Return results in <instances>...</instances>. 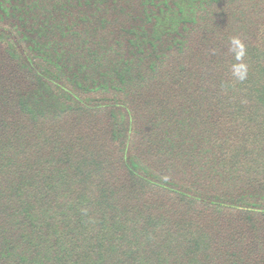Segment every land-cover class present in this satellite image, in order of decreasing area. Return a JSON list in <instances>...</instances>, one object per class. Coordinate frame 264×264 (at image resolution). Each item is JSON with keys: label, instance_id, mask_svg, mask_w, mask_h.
Returning <instances> with one entry per match:
<instances>
[{"label": "trees", "instance_id": "obj_1", "mask_svg": "<svg viewBox=\"0 0 264 264\" xmlns=\"http://www.w3.org/2000/svg\"><path fill=\"white\" fill-rule=\"evenodd\" d=\"M0 264H264V0H0Z\"/></svg>", "mask_w": 264, "mask_h": 264}, {"label": "clouds", "instance_id": "obj_2", "mask_svg": "<svg viewBox=\"0 0 264 264\" xmlns=\"http://www.w3.org/2000/svg\"><path fill=\"white\" fill-rule=\"evenodd\" d=\"M229 52L232 53L236 61H242L246 55V46L239 37H232L229 41ZM232 74L238 81H243L247 77V66L243 63H236L232 66Z\"/></svg>", "mask_w": 264, "mask_h": 264}]
</instances>
